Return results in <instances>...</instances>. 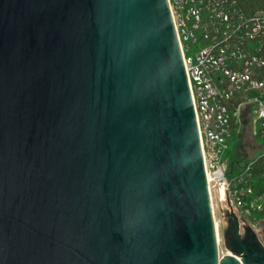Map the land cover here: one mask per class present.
Here are the masks:
<instances>
[{"label": "water", "instance_id": "water-1", "mask_svg": "<svg viewBox=\"0 0 264 264\" xmlns=\"http://www.w3.org/2000/svg\"><path fill=\"white\" fill-rule=\"evenodd\" d=\"M211 181L168 0H0V264H264Z\"/></svg>", "mask_w": 264, "mask_h": 264}, {"label": "built area", "instance_id": "built-area-1", "mask_svg": "<svg viewBox=\"0 0 264 264\" xmlns=\"http://www.w3.org/2000/svg\"><path fill=\"white\" fill-rule=\"evenodd\" d=\"M168 2L195 109L209 189L214 184L212 177L221 185V201L228 203V212L232 210L239 217L241 229L245 232L248 226L263 233L264 217L259 214L264 212V189L258 190L245 179L252 177L264 150L233 178L226 154L229 140L245 121L254 139L264 145V0Z\"/></svg>", "mask_w": 264, "mask_h": 264}, {"label": "rangeland", "instance_id": "rangeland-1", "mask_svg": "<svg viewBox=\"0 0 264 264\" xmlns=\"http://www.w3.org/2000/svg\"><path fill=\"white\" fill-rule=\"evenodd\" d=\"M263 150H264V145L258 143L254 139V136L251 134L249 124L247 121H245V123L242 126V128L240 129L239 133L236 135V138L229 140V148H228L226 155H227V157H229V159L231 161L230 177L233 178L239 172H242V170L245 168V165L247 164V162L252 157H254L255 155L257 156V155L263 153ZM211 197H212V204H213L214 203L213 188H212V196ZM226 203L227 202L221 201V205H226ZM212 208H213V206H212ZM227 213L229 214L228 210H227ZM214 216L216 219L215 214H214ZM263 228H264V226H263ZM217 229H218V225H217ZM240 231H241V234L244 233V230L241 229ZM256 234H257L258 238L260 237V239L264 242V231H263V233L261 231V232L256 233ZM219 247H220V243H219ZM232 253H235V252L229 248L228 244L226 243V241L224 239H221L220 256L224 257L226 254L232 255Z\"/></svg>", "mask_w": 264, "mask_h": 264}, {"label": "trees", "instance_id": "trees-1", "mask_svg": "<svg viewBox=\"0 0 264 264\" xmlns=\"http://www.w3.org/2000/svg\"><path fill=\"white\" fill-rule=\"evenodd\" d=\"M235 138H236V133L233 135L232 139H235ZM230 166H231V161H230ZM245 167H246V165H245ZM240 173L241 172H239L237 175H239ZM229 174H231V170H230ZM245 183L255 185L258 190L264 189V156L260 157V159L255 163V165L253 167V175L251 178H246ZM259 217H264V212L260 213ZM232 237H233V233L231 234V232L229 230V232H227V236H226L229 245H230V240ZM230 247H232V245H230L229 248Z\"/></svg>", "mask_w": 264, "mask_h": 264}, {"label": "bare ground", "instance_id": "bare-ground-1", "mask_svg": "<svg viewBox=\"0 0 264 264\" xmlns=\"http://www.w3.org/2000/svg\"><path fill=\"white\" fill-rule=\"evenodd\" d=\"M211 187V186H210ZM210 193H211V196H212V188L210 189ZM211 205L213 206L212 204V197H211ZM214 213V212H213ZM215 218V216H214ZM215 226H216V230H217V233H218V229H217V224L215 223ZM217 246H218V253H219V259H222V257L220 256V247H219V240H218V237H217ZM237 256V255H236ZM237 258L239 259V257L237 256ZM240 260V259H239Z\"/></svg>", "mask_w": 264, "mask_h": 264}, {"label": "flooded vegetation", "instance_id": "flooded-vegetation-1", "mask_svg": "<svg viewBox=\"0 0 264 264\" xmlns=\"http://www.w3.org/2000/svg\"><path fill=\"white\" fill-rule=\"evenodd\" d=\"M260 242L262 241L260 238H259ZM262 243V242H261ZM263 244V243H262Z\"/></svg>", "mask_w": 264, "mask_h": 264}]
</instances>
